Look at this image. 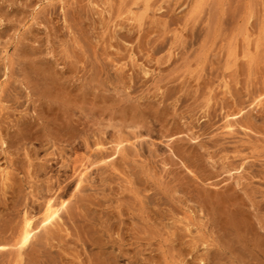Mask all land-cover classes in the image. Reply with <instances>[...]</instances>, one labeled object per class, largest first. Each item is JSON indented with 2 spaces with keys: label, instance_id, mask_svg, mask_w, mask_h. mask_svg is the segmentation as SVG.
<instances>
[{
  "label": "rangeland",
  "instance_id": "rangeland-1",
  "mask_svg": "<svg viewBox=\"0 0 264 264\" xmlns=\"http://www.w3.org/2000/svg\"><path fill=\"white\" fill-rule=\"evenodd\" d=\"M93 2L0 0V227L28 192L70 181L88 144L210 126L264 87V0H112L109 14ZM128 7L140 24L119 18ZM47 86L60 105L39 97ZM251 116L226 161L128 146L115 170L94 169L84 211L39 264H264V112Z\"/></svg>",
  "mask_w": 264,
  "mask_h": 264
},
{
  "label": "bare ground",
  "instance_id": "bare-ground-1",
  "mask_svg": "<svg viewBox=\"0 0 264 264\" xmlns=\"http://www.w3.org/2000/svg\"><path fill=\"white\" fill-rule=\"evenodd\" d=\"M112 0H94L93 4L97 11L106 12L104 7H111ZM149 0H144V9H147ZM119 18L130 22L138 23L140 16L133 13L132 8L124 10L119 9ZM125 15V16H123ZM40 72L46 77L48 73L44 70ZM144 75L147 72L144 71ZM49 77H46L48 80ZM50 81H53L50 77ZM53 83V82H52ZM39 97L48 101L57 103V96H53V90L50 87L39 92ZM58 93H54L57 95ZM60 105L59 103H57ZM62 106L69 109L71 106L62 100ZM264 112V87L252 95L247 103L243 105L234 104L225 110L216 124L199 127H186L182 121H171L169 126L157 138L149 136L143 137L136 134L137 129L141 126L135 125L132 129L133 140H122L117 138L110 149L104 148L101 144H89L84 150L78 153V160L70 174V181L60 182L55 191L48 192V196L43 200L39 194L28 192L25 197L30 206L24 205L21 210L15 212L16 218L10 225L0 227V264H25V258L34 264H39L40 254L53 240H60L61 234H66L68 229L65 226L66 221H72L84 211V202L82 189L93 175V170L98 167L115 170L117 157H127L128 146L134 149L144 160H154L155 154L159 148L172 151L175 147L183 150L184 147H199L209 152L214 162L228 160V155H234L233 146L236 141L237 132L246 133L250 131V119L252 113ZM138 113V112H136ZM134 117H137L136 115ZM4 144V143H2ZM4 179V175L2 177ZM223 211L218 203L212 209L214 222L219 219ZM227 217H230L227 214ZM227 230L239 241L244 240L243 234L240 233L237 223L229 219L225 224ZM89 229V228H87ZM83 235V233H82ZM88 235V234H87ZM81 245H83L80 242ZM229 249V248H227ZM90 264H99L97 260L90 259Z\"/></svg>",
  "mask_w": 264,
  "mask_h": 264
}]
</instances>
